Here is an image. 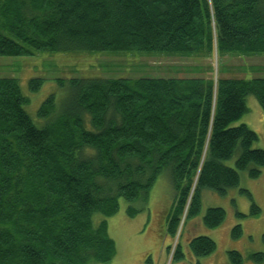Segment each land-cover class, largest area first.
Instances as JSON below:
<instances>
[{"label": "trees", "instance_id": "obj_1", "mask_svg": "<svg viewBox=\"0 0 264 264\" xmlns=\"http://www.w3.org/2000/svg\"><path fill=\"white\" fill-rule=\"evenodd\" d=\"M46 51L263 55L264 0H0V56ZM58 81L69 94L60 109L54 95L42 103L47 122L39 127L19 80L0 77V264H108L117 245L106 218L119 212L121 198L147 204L165 171L176 189L172 236L201 213L204 189L225 195L241 170L252 178L262 172L258 133L234 123L249 112V96L264 114V78ZM43 82L30 79V90ZM96 213L106 218L95 223ZM225 219L223 208L211 207L203 223L216 228ZM242 234L235 226L233 237ZM188 248L201 258L217 244L201 235ZM229 256L244 263L238 251ZM252 258L262 262L264 253Z\"/></svg>", "mask_w": 264, "mask_h": 264}, {"label": "rangeland", "instance_id": "obj_2", "mask_svg": "<svg viewBox=\"0 0 264 264\" xmlns=\"http://www.w3.org/2000/svg\"><path fill=\"white\" fill-rule=\"evenodd\" d=\"M0 77L17 78L23 93L30 98L27 112L37 126H44L38 111L51 95L60 109L69 94V88L58 80L71 78H139V77H245L264 78V54H226L213 56H180L164 52L139 54L108 51L38 52L35 56H0ZM43 79L40 89L32 92L29 81ZM249 112L234 125L247 124L259 135L254 148L264 149V114L254 96L247 99ZM238 152L226 164L234 167ZM254 165H252L253 167ZM259 177L252 178L249 169L240 171V184L221 195L214 190L202 191V210L196 217L186 220L176 235L167 231V216L173 206L176 189L171 175L165 171L154 188L147 204L120 199L119 212L109 218L100 213L94 215L95 223L108 221L109 234L116 241L117 255L108 264H233L230 251H238L243 264H264L252 258L264 253V167ZM243 190L249 191L261 211L251 214L252 200ZM129 206L140 210L134 217L128 215ZM211 207L226 211L224 223L209 228L203 216ZM242 213L243 216L238 215ZM241 225L243 234L233 237L235 226ZM209 236L216 244V251L205 257H195L188 242L195 236ZM185 255L180 260V254Z\"/></svg>", "mask_w": 264, "mask_h": 264}]
</instances>
